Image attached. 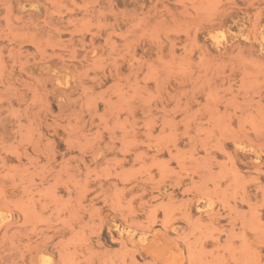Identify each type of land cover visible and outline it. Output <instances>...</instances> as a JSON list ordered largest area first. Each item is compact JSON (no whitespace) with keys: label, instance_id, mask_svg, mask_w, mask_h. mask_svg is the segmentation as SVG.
Instances as JSON below:
<instances>
[{"label":"rangeland","instance_id":"374dc122","mask_svg":"<svg viewBox=\"0 0 264 264\" xmlns=\"http://www.w3.org/2000/svg\"><path fill=\"white\" fill-rule=\"evenodd\" d=\"M0 264H264V0H0Z\"/></svg>","mask_w":264,"mask_h":264}]
</instances>
